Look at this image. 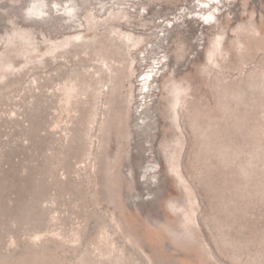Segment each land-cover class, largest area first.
Listing matches in <instances>:
<instances>
[{
  "label": "rangeland",
  "instance_id": "obj_1",
  "mask_svg": "<svg viewBox=\"0 0 264 264\" xmlns=\"http://www.w3.org/2000/svg\"><path fill=\"white\" fill-rule=\"evenodd\" d=\"M31 1L0 0V264H264V0Z\"/></svg>",
  "mask_w": 264,
  "mask_h": 264
},
{
  "label": "trees",
  "instance_id": "obj_2",
  "mask_svg": "<svg viewBox=\"0 0 264 264\" xmlns=\"http://www.w3.org/2000/svg\"><path fill=\"white\" fill-rule=\"evenodd\" d=\"M238 134H236L235 136H233V139L235 143L236 141V138H237ZM238 143V141H236ZM256 149L252 148L249 150V152L247 151V153L249 154V156H245L244 158H242V163L247 166H249L250 169H252L253 171L257 170V167H261V166H264V157L263 156H257L256 154ZM239 154L236 153L233 155V159L232 160H236L238 159L239 156H237ZM237 156V157H236ZM223 186V185H222ZM260 202H264V194L262 196V199L261 200H258ZM255 214H253L254 216ZM261 232V230H259L258 228H255L253 226L250 227V233H249V238L248 240L252 241V240H255L257 238V235ZM259 256L256 257L255 261H258V263H263L264 262V246H261L260 250H259Z\"/></svg>",
  "mask_w": 264,
  "mask_h": 264
},
{
  "label": "bare ground",
  "instance_id": "obj_3",
  "mask_svg": "<svg viewBox=\"0 0 264 264\" xmlns=\"http://www.w3.org/2000/svg\"><path fill=\"white\" fill-rule=\"evenodd\" d=\"M45 4H44V0H32L31 2H30V4L28 5V7L27 8H25L26 9V11H28L29 10V12H31V13H33V14H39V13H41V12H43V6H44ZM76 6V4H75V2L73 1V2H71V3H69L68 2V5H65L64 7H63V9L67 12V14H68V17L69 18H72L73 16H74V7ZM76 8V7H75ZM213 13H210L209 14V16L210 17H213V15H212ZM208 16V17H209ZM67 17V18H68ZM208 17L207 18H205V20H209L208 19ZM90 20V19H89ZM17 32V31H16ZM23 34V33H22ZM19 35V33H16V36H18ZM19 37V36H18ZM64 39H66V38H64ZM67 39H69V38H67ZM66 39V40H67ZM63 42V41H62ZM69 42V41H68ZM64 43V42H63ZM29 44V43H28ZM54 45H55V43H54ZM8 68V67H7ZM146 79V78H145ZM144 85H146V84H144ZM146 168H148V167H146Z\"/></svg>",
  "mask_w": 264,
  "mask_h": 264
}]
</instances>
